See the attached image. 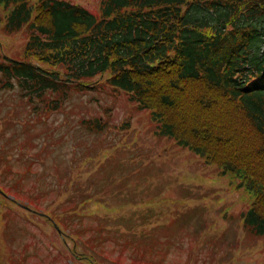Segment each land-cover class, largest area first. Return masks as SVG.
<instances>
[{
    "label": "trees",
    "instance_id": "trees-1",
    "mask_svg": "<svg viewBox=\"0 0 264 264\" xmlns=\"http://www.w3.org/2000/svg\"><path fill=\"white\" fill-rule=\"evenodd\" d=\"M0 22L27 34L21 57L0 52V90L18 87L33 105L26 125L47 120L74 93L123 91L152 110L163 134L240 179L254 196L244 224L264 235V0H101L98 12L63 0H0ZM82 123L105 126L101 116ZM7 136L0 128V230L13 210L43 211L66 245L74 240L72 253L84 244L81 253L97 264L121 261V252L129 264H167L147 216L111 220L94 209L109 205L98 191L87 194L82 161L47 179L58 175L39 166L51 141L13 136L14 154L3 146Z\"/></svg>",
    "mask_w": 264,
    "mask_h": 264
},
{
    "label": "rangeland",
    "instance_id": "rangeland-1",
    "mask_svg": "<svg viewBox=\"0 0 264 264\" xmlns=\"http://www.w3.org/2000/svg\"><path fill=\"white\" fill-rule=\"evenodd\" d=\"M64 1L100 10V0ZM24 39L23 33L0 31V49L21 57ZM32 111L18 87L0 90V122H5L0 128L8 133L3 146L9 153L17 152L19 142L13 136L35 145L47 137L48 160L39 166L46 163L56 171L57 176L47 178L55 181L82 161L87 194L98 191V198L117 206L112 210L93 203L94 209L111 220L132 212L147 216L161 238L158 246L168 249L167 264H264V235L252 234L243 224L253 194L201 153L163 134L151 109L139 108L128 94L106 87L74 93L47 120L26 125L35 115ZM99 116L105 122L101 130L82 123L83 117ZM7 217L6 233L0 230V264H91L79 257L88 246L72 253L74 240L68 237L66 245L47 216L13 210ZM121 256V261L101 264H129L131 257Z\"/></svg>",
    "mask_w": 264,
    "mask_h": 264
}]
</instances>
